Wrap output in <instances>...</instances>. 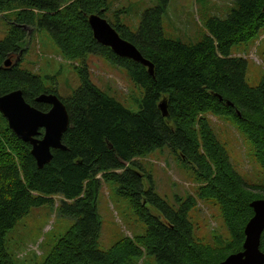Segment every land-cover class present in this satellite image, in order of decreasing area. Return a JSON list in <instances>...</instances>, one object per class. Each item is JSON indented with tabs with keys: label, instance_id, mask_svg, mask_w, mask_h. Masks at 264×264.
Returning a JSON list of instances; mask_svg holds the SVG:
<instances>
[{
	"label": "trees",
	"instance_id": "obj_1",
	"mask_svg": "<svg viewBox=\"0 0 264 264\" xmlns=\"http://www.w3.org/2000/svg\"><path fill=\"white\" fill-rule=\"evenodd\" d=\"M169 0L146 9L134 31L118 16L108 20V0H0V13L14 16L8 35L0 40V95L22 89L26 100L56 93L19 60L3 64L26 51L28 26L47 30L61 53L83 66L81 85L62 98L70 114L63 136L67 149H55L53 160L39 167L32 145L10 128L0 112V264H17L7 247V235L34 207L61 196L57 210L75 221L42 264H135L154 256L156 264H218L243 249L245 227L253 217L251 202L264 197L247 184L233 166L219 140L214 117H226L252 145V154L264 170V77L259 86L247 81L248 61L233 47H247L264 33V0H236L225 16L209 14L206 32L193 42L169 38L163 17ZM99 14L152 63L154 74L141 62L116 54L98 42L89 23ZM96 54L123 67L145 94L137 112L105 93L90 76L88 56ZM166 100L165 116L160 103ZM192 164L200 186L171 205L153 186L145 188V167L139 158L163 147ZM103 181L119 183L147 226L146 234L123 238L107 251L99 248L101 220L97 197ZM264 191V184L260 185ZM199 201H212L231 233L223 245L196 239L190 211ZM160 213L157 216L148 207ZM264 251V231L261 237Z\"/></svg>",
	"mask_w": 264,
	"mask_h": 264
},
{
	"label": "rangeland",
	"instance_id": "obj_2",
	"mask_svg": "<svg viewBox=\"0 0 264 264\" xmlns=\"http://www.w3.org/2000/svg\"><path fill=\"white\" fill-rule=\"evenodd\" d=\"M235 2L236 0H169L163 17L166 36L193 42L206 32V16H225ZM157 4L158 0H108L109 8L105 14L112 22L119 16L124 24L136 31L144 11ZM9 14L6 16L0 13V40L8 35L14 21L12 13ZM205 14L207 15L204 16ZM26 29L28 42L24 45L26 51L22 53L20 67L38 74L48 88L58 90L61 98L72 97L81 85L78 70L83 65L77 60L66 58L47 30H39L33 25ZM233 52L244 56L248 61V83L254 87L259 86L264 77V33L249 47L245 43L235 45ZM8 59L15 61L16 58ZM87 65L92 81L105 93L134 112L140 110L145 91L131 79L123 67L96 54L88 56ZM209 117L235 169L249 186L264 194L260 188L264 184V170L252 154L251 142L239 133L230 119L224 116ZM139 160L145 167V188L153 186L160 196L176 208L179 207L178 198L185 199L190 194L194 195L200 186L194 166L182 160L179 153L167 146ZM119 187L117 182L103 181L98 193L97 208L101 220L99 248L102 251L109 250L126 236L135 239L147 231L146 224L129 199L120 194ZM61 199V196L55 197V206L46 203L34 207L29 215L10 230L7 247L17 264H42L59 238L70 229L75 220L59 213L57 205L61 203ZM148 207L152 213L161 216L155 207ZM189 217L195 225L196 239L214 245H223L230 240L231 233L223 221L219 206L214 202L199 201L190 211ZM135 264H156V259L145 255Z\"/></svg>",
	"mask_w": 264,
	"mask_h": 264
},
{
	"label": "water",
	"instance_id": "obj_3",
	"mask_svg": "<svg viewBox=\"0 0 264 264\" xmlns=\"http://www.w3.org/2000/svg\"><path fill=\"white\" fill-rule=\"evenodd\" d=\"M89 23L95 39L109 46L116 54L143 63L151 75L154 74V63L144 57L142 52L99 14H91ZM8 59L3 67H9ZM38 102L50 105L43 111L30 104L22 89H15L0 95V112L7 119L10 128L25 142L32 145L31 153L38 166L44 167L54 158L55 149H67L63 136L70 125V114L67 105L56 93H42ZM163 114H168L167 101L160 103ZM254 215L245 227L243 249L230 254L219 264H264V251L261 249V237L264 231V199L251 202Z\"/></svg>",
	"mask_w": 264,
	"mask_h": 264
},
{
	"label": "flooded vegetation",
	"instance_id": "obj_4",
	"mask_svg": "<svg viewBox=\"0 0 264 264\" xmlns=\"http://www.w3.org/2000/svg\"><path fill=\"white\" fill-rule=\"evenodd\" d=\"M22 51H20L19 53L13 54V58H16L15 61L19 60V57L21 56Z\"/></svg>",
	"mask_w": 264,
	"mask_h": 264
}]
</instances>
